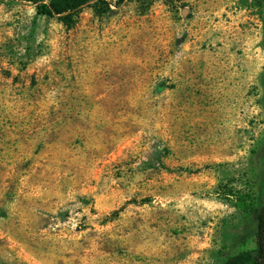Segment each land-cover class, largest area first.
I'll list each match as a JSON object with an SVG mask.
<instances>
[{
  "label": "rangeland",
  "instance_id": "obj_1",
  "mask_svg": "<svg viewBox=\"0 0 264 264\" xmlns=\"http://www.w3.org/2000/svg\"><path fill=\"white\" fill-rule=\"evenodd\" d=\"M65 25L0 0V264H220L264 200V0H127Z\"/></svg>",
  "mask_w": 264,
  "mask_h": 264
},
{
  "label": "trees",
  "instance_id": "obj_2",
  "mask_svg": "<svg viewBox=\"0 0 264 264\" xmlns=\"http://www.w3.org/2000/svg\"><path fill=\"white\" fill-rule=\"evenodd\" d=\"M28 2L35 7L37 15L55 17L65 25H71L77 17L78 11L89 6L96 12H112L106 0H19ZM127 0H116L114 7L121 6ZM234 204L237 210L252 218V226L241 236L243 241L251 239L254 247L227 256L220 264H264V200L251 194L235 196Z\"/></svg>",
  "mask_w": 264,
  "mask_h": 264
}]
</instances>
